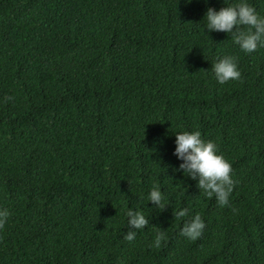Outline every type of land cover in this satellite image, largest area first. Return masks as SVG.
<instances>
[{
  "label": "trees",
  "instance_id": "trees-1",
  "mask_svg": "<svg viewBox=\"0 0 264 264\" xmlns=\"http://www.w3.org/2000/svg\"><path fill=\"white\" fill-rule=\"evenodd\" d=\"M236 2L0 0V264H264V48L202 20ZM225 55L240 78L221 85ZM193 130L231 164L225 206L178 170ZM128 208L148 219L132 241Z\"/></svg>",
  "mask_w": 264,
  "mask_h": 264
},
{
  "label": "clouds",
  "instance_id": "clouds-1",
  "mask_svg": "<svg viewBox=\"0 0 264 264\" xmlns=\"http://www.w3.org/2000/svg\"><path fill=\"white\" fill-rule=\"evenodd\" d=\"M191 0H186L190 3ZM207 3V0H205ZM204 30L208 32L222 31L231 34L233 42L245 53L254 52L258 47L264 48V16L257 13L247 0L238 2L214 10L207 7L202 18ZM211 72L218 84H224L229 80H238L240 71L234 56L225 55L211 62ZM10 99V97H9ZM175 148L173 155L182 163L178 170L192 178L198 176V187L203 190L205 196H214L219 206L228 204L229 194L232 192L234 180L230 162L219 153L214 141L202 138L198 130L175 132ZM161 191L153 187L147 193V201L159 206L161 203ZM184 209L174 212L175 216H184ZM10 215L7 208H0V226H3ZM128 231L124 232L123 239L132 241L136 230L142 229L148 224V219L139 209L128 208L126 213ZM204 227V222L199 214L193 215L190 221H186L180 229V235L189 239H195ZM162 233L158 232L153 242L159 247Z\"/></svg>",
  "mask_w": 264,
  "mask_h": 264
}]
</instances>
